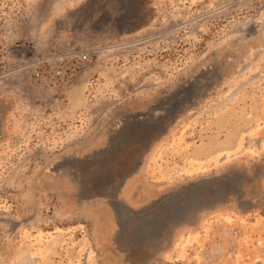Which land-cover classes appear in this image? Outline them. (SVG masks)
Returning a JSON list of instances; mask_svg holds the SVG:
<instances>
[{
  "label": "rangeland",
  "instance_id": "374dc122",
  "mask_svg": "<svg viewBox=\"0 0 264 264\" xmlns=\"http://www.w3.org/2000/svg\"><path fill=\"white\" fill-rule=\"evenodd\" d=\"M0 264H264V0H0Z\"/></svg>",
  "mask_w": 264,
  "mask_h": 264
},
{
  "label": "crops",
  "instance_id": "0c3cea01",
  "mask_svg": "<svg viewBox=\"0 0 264 264\" xmlns=\"http://www.w3.org/2000/svg\"><path fill=\"white\" fill-rule=\"evenodd\" d=\"M155 185H156V184H155ZM153 187H156V186H153ZM131 192H133V191H132V190H130V191L128 190V191L126 192V196H127L128 199L130 198L129 196H130ZM159 193H160V190H157L156 195L159 194ZM153 196H155V195H151L150 197H153Z\"/></svg>",
  "mask_w": 264,
  "mask_h": 264
},
{
  "label": "bare ground",
  "instance_id": "6f19581e",
  "mask_svg": "<svg viewBox=\"0 0 264 264\" xmlns=\"http://www.w3.org/2000/svg\"><path fill=\"white\" fill-rule=\"evenodd\" d=\"M132 206H134V205H132ZM134 207H135V206H134ZM124 214H125V213H124ZM124 214L121 216L122 219H124L125 217H127V216L124 215Z\"/></svg>",
  "mask_w": 264,
  "mask_h": 264
},
{
  "label": "water",
  "instance_id": "95a60500",
  "mask_svg": "<svg viewBox=\"0 0 264 264\" xmlns=\"http://www.w3.org/2000/svg\"><path fill=\"white\" fill-rule=\"evenodd\" d=\"M144 220H145V219H144ZM144 220H143V221H144ZM146 220H147V219H146ZM147 221H148V220H147ZM144 222H145V221H144ZM148 223H149V221L145 223V226L150 225V224H148Z\"/></svg>",
  "mask_w": 264,
  "mask_h": 264
}]
</instances>
